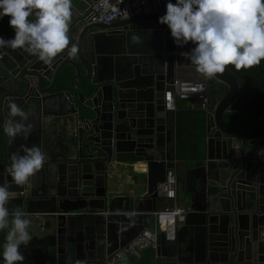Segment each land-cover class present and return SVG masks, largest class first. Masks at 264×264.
Returning a JSON list of instances; mask_svg holds the SVG:
<instances>
[{
    "label": "water",
    "instance_id": "water-1",
    "mask_svg": "<svg viewBox=\"0 0 264 264\" xmlns=\"http://www.w3.org/2000/svg\"><path fill=\"white\" fill-rule=\"evenodd\" d=\"M92 1L72 0L75 58L65 49L46 64L9 48L0 59V126L9 102L34 110V145L45 154L24 186L10 183L7 172L11 156L22 154L11 146L16 138L6 136L0 157V183L12 192L9 211L31 221L32 238L20 249L27 262L104 264L152 226L159 184L172 169L181 207L177 237H160L166 250L158 247L149 264H264V83L250 87L264 78V61L249 69L229 65L215 79L197 75L206 82L208 107L196 142L185 149L162 96L184 72L194 77V45L173 43L158 23L164 12L87 22ZM0 36L8 39L1 30ZM124 171L133 176L120 185ZM185 176L196 188L189 190ZM33 217L45 218L39 229ZM124 222L137 225L123 229Z\"/></svg>",
    "mask_w": 264,
    "mask_h": 264
},
{
    "label": "clouds",
    "instance_id": "clouds-1",
    "mask_svg": "<svg viewBox=\"0 0 264 264\" xmlns=\"http://www.w3.org/2000/svg\"><path fill=\"white\" fill-rule=\"evenodd\" d=\"M165 9L158 23L167 26L176 46L194 45L188 59L205 79L217 78L229 65L249 69L264 61V0H166ZM5 16L14 35L0 36V48L22 49L46 64L65 49L76 57L77 47H69L68 35L72 0H0V19ZM28 119L29 114L17 103L9 102L4 133L13 140L27 138L31 131ZM44 162L40 146H22V154L11 156L10 183L28 185ZM11 199L10 184L0 183V233H4L0 264H23L20 249L32 238L31 221L23 211L10 213Z\"/></svg>",
    "mask_w": 264,
    "mask_h": 264
},
{
    "label": "built area",
    "instance_id": "built-area-1",
    "mask_svg": "<svg viewBox=\"0 0 264 264\" xmlns=\"http://www.w3.org/2000/svg\"><path fill=\"white\" fill-rule=\"evenodd\" d=\"M165 5L166 0H94L87 6L85 18L87 22L107 23L117 18L165 12ZM7 49L9 48H0V59ZM162 98L166 111L176 109V99H190L192 109L206 110L208 107L207 85L202 78H174L171 83L167 84V89ZM159 193L166 202L153 212L152 226L143 228L123 246L115 249L105 259L104 264H132L130 258H139L144 249L156 247L160 237H163L166 241L176 239V219L181 207L170 204V201L176 198L174 170H166L164 180L159 184ZM95 213H102V211H96Z\"/></svg>",
    "mask_w": 264,
    "mask_h": 264
},
{
    "label": "crops",
    "instance_id": "crops-1",
    "mask_svg": "<svg viewBox=\"0 0 264 264\" xmlns=\"http://www.w3.org/2000/svg\"><path fill=\"white\" fill-rule=\"evenodd\" d=\"M77 1H79V0H77ZM86 6H87V4H85L83 2L80 3V7L82 9H85ZM13 35H14V33H13ZM13 35H11V37ZM11 37H9V38H11ZM0 71H3V69L0 68ZM183 75L184 76H181L182 78L191 77V76H188V75H190L188 71L184 72ZM193 75H194V77H197V75H200V73L197 70H194L193 71ZM45 83H48V81L45 80ZM261 83H264V78L263 79L262 78H256V79L253 80V84H251L250 87L259 86ZM190 103H191V100L188 101V100L176 99V109L174 111L170 112L171 113L170 116H171V118H174V122L176 123V125H178L177 122H176L177 115L178 116H183L184 120H183V123L180 125L181 130L178 133L177 143L179 145H181L183 148L189 149V150L192 148L193 144L197 140L198 136H196L197 135L196 131L199 130V127H200V125L202 123V115H203V112H205V110H202V109H199V108L192 109L190 107ZM27 113L29 114V119H28L27 123H30V125H31L30 134L27 136V138H24L23 136L16 137L15 141L13 143H11V146H12L13 149L14 148H18V147L22 149V146L31 147V146L34 145V140L36 139L37 133L33 130L34 129L33 124L35 123V121H33V120L36 117V112L34 110H31V111H29ZM226 114H227V116H230V113H226ZM16 119H19V118L17 117ZM6 136L7 135L4 133L2 126H0V137L2 138L1 140L3 142H5V143H8V142L5 141ZM179 139H182L183 142L179 143ZM4 150H5V147L0 152V157L4 154ZM118 175H119L118 176L119 177L118 178V183L120 185L121 184L123 185L126 182H129L131 180V177L133 176L131 171H129V172L124 171V172H122V173H120ZM191 180H193V177H191ZM184 181H185V184L187 185V187L189 188V190H192V189L196 188V187H194V184L192 183V181H190L189 177L187 178L185 176ZM111 183H112V179L109 178L108 179V184H111ZM199 192H201V191H199ZM177 195H178V193L176 191V198L173 201H170V204L180 206V200L177 197ZM160 197L161 198H160V202L158 204V209L160 207H162L165 204V202H166L165 199L162 196H160ZM153 212H151L152 218H153ZM28 217L29 216H27V218ZM33 218H35V219H32V222H34V220H37L36 221V225L37 226L33 225V227L35 229H39L40 228V224L44 223L45 218L44 217H38V218L33 217ZM152 224H153V221H152ZM123 225H124L123 229H126L127 226L137 225V222H124ZM30 227H31V225L29 226V230H30ZM121 230H122V227L119 226L118 231H117V237L118 238H119V236L121 234ZM3 239H4V233H0V244L3 243ZM165 245H166V243L163 241V245L162 246H164V247H162L161 243L159 241L156 247H154V248L153 247H148V248L144 249L143 252L141 253V256L139 258H130L129 260L131 261L132 264H149L150 260L156 254L157 248L160 247V249L162 251L163 250L165 251L166 250ZM23 264H29L27 262L26 258H25Z\"/></svg>",
    "mask_w": 264,
    "mask_h": 264
},
{
    "label": "trees",
    "instance_id": "trees-1",
    "mask_svg": "<svg viewBox=\"0 0 264 264\" xmlns=\"http://www.w3.org/2000/svg\"><path fill=\"white\" fill-rule=\"evenodd\" d=\"M8 17L7 16H5L3 19H0V30L3 32V34L7 37V38H9V37H11V35H13V29L9 26V24H8ZM11 34V35H10ZM183 120H184V118H183V116H178L177 115V118H176V122H177V124H178V126H179V132H180V130H181V127H180V125L183 123ZM185 124V123H184ZM193 126V125H192ZM197 133H198V130L196 131ZM182 136V135H181ZM197 136V135H196ZM2 138L0 137V152L3 150V148L5 147V142H3L2 140H1ZM183 142V140L182 139H179V143H182Z\"/></svg>",
    "mask_w": 264,
    "mask_h": 264
}]
</instances>
